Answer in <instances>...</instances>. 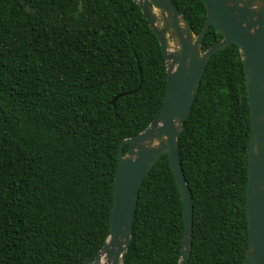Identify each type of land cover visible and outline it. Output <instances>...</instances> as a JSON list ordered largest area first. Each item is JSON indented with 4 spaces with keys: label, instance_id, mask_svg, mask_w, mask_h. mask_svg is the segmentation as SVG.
I'll list each match as a JSON object with an SVG mask.
<instances>
[{
    "label": "trees",
    "instance_id": "obj_1",
    "mask_svg": "<svg viewBox=\"0 0 264 264\" xmlns=\"http://www.w3.org/2000/svg\"><path fill=\"white\" fill-rule=\"evenodd\" d=\"M171 1L198 34L204 3ZM221 38L210 25L201 50ZM165 87L134 0H0V264H88L109 233L118 144L151 122ZM250 131L230 43L208 59L177 138L193 204L186 264H244ZM183 228L163 154L140 186L122 264H177Z\"/></svg>",
    "mask_w": 264,
    "mask_h": 264
},
{
    "label": "water",
    "instance_id": "obj_2",
    "mask_svg": "<svg viewBox=\"0 0 264 264\" xmlns=\"http://www.w3.org/2000/svg\"><path fill=\"white\" fill-rule=\"evenodd\" d=\"M134 1L158 39L165 62V93L151 122L118 144L109 233L88 264H122L123 254L130 244L140 186L163 154L167 155L182 200L184 228L177 264H186L191 246L193 204L177 138L208 59L230 43L237 45L243 63L251 130L245 187L248 240L244 264H264V2L201 0L206 17L195 34L171 0ZM210 25L222 38L202 51V39ZM124 145H127L126 150Z\"/></svg>",
    "mask_w": 264,
    "mask_h": 264
}]
</instances>
